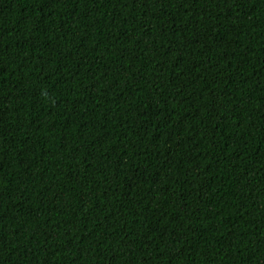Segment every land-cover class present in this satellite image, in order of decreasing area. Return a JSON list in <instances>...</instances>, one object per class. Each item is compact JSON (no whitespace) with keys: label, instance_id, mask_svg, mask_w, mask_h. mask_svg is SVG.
Listing matches in <instances>:
<instances>
[{"label":"trees","instance_id":"16d2710c","mask_svg":"<svg viewBox=\"0 0 264 264\" xmlns=\"http://www.w3.org/2000/svg\"><path fill=\"white\" fill-rule=\"evenodd\" d=\"M0 264H264V0H0Z\"/></svg>","mask_w":264,"mask_h":264}]
</instances>
